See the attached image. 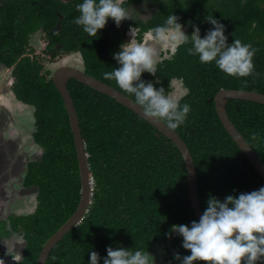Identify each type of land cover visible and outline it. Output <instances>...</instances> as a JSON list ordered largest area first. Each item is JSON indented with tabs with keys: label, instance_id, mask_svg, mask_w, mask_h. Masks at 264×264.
<instances>
[{
	"label": "trees",
	"instance_id": "1",
	"mask_svg": "<svg viewBox=\"0 0 264 264\" xmlns=\"http://www.w3.org/2000/svg\"><path fill=\"white\" fill-rule=\"evenodd\" d=\"M80 2L72 0L68 5L61 0H0V61L7 66L19 61L12 71L16 80L13 89L18 100L34 108L33 137L44 151L41 161L28 164L25 177L26 183L35 184L39 191L37 212L21 219L33 261L42 244L75 213L81 199V180L63 98L54 83L40 75L36 62L21 57L23 39L44 27L52 44H63L68 52H81L88 73L134 100L114 80L103 77L105 71L118 67L116 61L104 56V50L101 52L105 41L98 35L89 36L73 23L79 15L75 5ZM179 10L183 20L192 18L197 23L206 22L205 17L213 15L225 25L229 43L234 39L250 43L256 49L253 62L260 74L255 78H234L214 63L201 64L186 50L191 47L190 40L172 59L158 65L157 87L162 84L167 89L169 80L174 78L189 90L181 100L190 105L187 120L173 130L187 144L194 159L199 201L204 210L209 196L223 200L228 194L264 185L221 123L214 100L222 89L264 94V0H227L219 9L207 7L205 0H187ZM59 21L60 28L56 30ZM108 25L104 30L107 35L119 34L113 21H108ZM210 27L200 28L201 36ZM110 28L114 31H107ZM26 62H32V67H27ZM156 77L142 74L146 81H155ZM68 89L89 155L94 191L86 217L59 242L47 264H88L91 250L103 257L109 245L149 252L158 246L166 250L170 264H177L173 259L175 252L189 253L182 248L179 234L168 238L166 233L174 224L197 220L181 152L163 133L108 95L74 80ZM227 113L264 163V105L232 100ZM257 264H264V258Z\"/></svg>",
	"mask_w": 264,
	"mask_h": 264
},
{
	"label": "clouds",
	"instance_id": "2",
	"mask_svg": "<svg viewBox=\"0 0 264 264\" xmlns=\"http://www.w3.org/2000/svg\"><path fill=\"white\" fill-rule=\"evenodd\" d=\"M145 5L148 0H144ZM79 15L73 23L91 37H97L111 19L116 27L124 20H133L132 10L123 5L122 0H81L75 5ZM205 21L211 25L204 35L194 23L191 35L174 14H169L163 24L150 29L151 43H122L119 50L112 53L118 67L105 71L103 77L114 80L118 87L134 97L135 104L143 115L157 122L165 123L169 129H177L185 123L190 112L188 103H181L188 93L184 88L177 93L171 89L175 79L169 80L167 89L156 77L160 59L159 45L170 46L175 51L191 41L188 54L196 56L201 64H212L234 78L259 76L253 57L256 49L250 43L239 39L228 42L225 25L213 15ZM130 33L132 35V30ZM156 77L155 81L142 79L143 73ZM179 234L182 248L189 254H173L177 264H257L264 258V185L252 191L228 194L223 200L209 196L206 207L198 220L190 224H174L166 233L168 238ZM155 264L154 256L142 248L122 246L106 247V256L94 250L89 252L88 264ZM0 264L3 261L0 260Z\"/></svg>",
	"mask_w": 264,
	"mask_h": 264
},
{
	"label": "water",
	"instance_id": "3",
	"mask_svg": "<svg viewBox=\"0 0 264 264\" xmlns=\"http://www.w3.org/2000/svg\"><path fill=\"white\" fill-rule=\"evenodd\" d=\"M14 67V66H13ZM7 71H11L8 68H5ZM12 72V71H11ZM74 79L85 85L108 95L109 97L113 98L123 106L127 107L128 109L132 110L135 114L140 116L142 119L150 123L153 127L163 133L166 137H168L179 149L182 154V157L185 162L186 170H187V181H188V189H189V198L191 202V206L193 212L195 214L196 219H199V216L202 213V208L199 201V193H198V181H197V172L194 163V159L192 154L184 142V140L176 133L173 129H169L166 127L165 123L157 122L154 119H149L143 115V112L140 107H138L134 100L130 97L122 94L121 92L117 91L113 87L109 86L108 84L94 78L88 76L83 71L75 70L72 67H60L56 69L52 75V81L54 86L60 93L61 97L63 98L65 108L67 110L70 125L72 129V134L74 137V143L76 148V154L79 164V174L81 180V199L78 208L76 209L75 213L59 228V230L52 235V237L46 242L38 264H46L48 257L54 247L58 245L60 241L64 239V237L75 227H77L83 219L86 217L87 213L89 212L90 205L92 204V197H93V176L90 170V165L88 162V154L86 151V146L84 145L82 131L80 126V121L78 118V114L72 100L71 94L67 87V83L69 80ZM10 78H6L5 80V91L8 93H12L9 90ZM215 108L217 115L223 124L224 128L228 132V134L232 137L234 142L238 145L242 153L246 156V158L250 161L252 166L258 172L260 177L264 181V163L260 159V157L256 154L253 148L249 145L246 139L242 136V134L237 130L234 126L232 121L230 120L228 113H227V105L232 100H243L249 102H255L261 105H264V94L256 91H246L242 89H222L215 95ZM23 106V103H20ZM1 106H5L1 104ZM29 106V105H28ZM5 108H7L5 106ZM9 110V109H8ZM7 111V109H6ZM9 117L11 116V111L8 112ZM19 117V116H18ZM3 118V117H2ZM33 123L32 126L34 130H30L27 126V121L24 120L26 124L23 123L21 119L15 124L18 128H14L12 131L10 130L9 126L4 127L0 122V159L2 158L3 162H0V211L4 213L5 210L11 206L9 202L10 194L8 192L14 193L15 195H20V192L28 193V189L24 187V180L28 171V162L25 160V145L33 144L37 146L34 140V133L36 132L35 127V118L33 113ZM4 119V118H3ZM27 132L30 133V138L27 137ZM28 142H27V141ZM27 148H30L28 146ZM26 148V149H27ZM44 151L42 152V156ZM42 156L39 160L41 161ZM9 161V162H7ZM32 162V161H30ZM8 163V164H6ZM15 167H19L20 169H14ZM8 181L12 182L13 189H8ZM18 181V182H16ZM20 187V190H15ZM7 193V194H5ZM20 193V194H19ZM3 194V195H2ZM20 197V196H19ZM25 195L23 194V199H26Z\"/></svg>",
	"mask_w": 264,
	"mask_h": 264
},
{
	"label": "flooded vegetation",
	"instance_id": "4",
	"mask_svg": "<svg viewBox=\"0 0 264 264\" xmlns=\"http://www.w3.org/2000/svg\"><path fill=\"white\" fill-rule=\"evenodd\" d=\"M61 1L63 3L68 4L72 0H61ZM225 1L227 0H205V5L211 9H219L220 7H222ZM56 2H58V0H56ZM122 2L126 8L132 10L133 20L122 21L120 27H116V25H114V27H116L119 30V34L117 35L115 34L107 35V33H105L104 31L105 27L98 32V36L101 38V41H105V43H102V47H100V50L101 52L102 50H104V56L106 55L108 58H110V61H115L112 56V53L118 51L122 43L130 42L131 39L134 42L151 43L152 34L150 32V29L157 25L163 24L164 21L166 20L167 15H169L170 13L176 15L179 18V22L185 26L184 30L186 34L188 35H191V32H192V28L188 22L194 23L200 28L207 27V25H209L207 22H200V23L193 22L191 20L192 18L190 19L188 18L189 20H186V21L183 20L184 17L182 15V12L179 10V6L181 5L185 6L187 3V0H148V3L146 5L144 3V0H122ZM161 3L163 5H161ZM190 5L193 6L194 5L193 2ZM109 21H112V20L109 19ZM60 22L61 21L58 22V26L57 28H55L56 30L60 28ZM106 25H108V23ZM132 27L134 28L132 30V35H131L130 28ZM107 31H114V30L113 28H110ZM38 33L43 35L44 39L48 40L47 44L43 48V52L45 55L49 56L50 59L55 60L54 63H56V61L60 63L59 65H57V67H54L52 69H46L45 62L42 61L40 57H36L34 55L35 50L32 47L31 40L32 38H34L35 35H38ZM35 42L40 44L39 40L35 39ZM62 45L63 44H59V43L52 44L47 31L44 30V27H40L39 29H36L35 31H32L29 34H27L25 38L23 39V45H22L23 53L21 57L22 58L29 57L32 62H36L37 65L40 66V70H41L40 75H45L47 80L52 81V75L54 71L58 69L59 67L76 68V69H79L80 71H83L88 76L96 78L92 74L88 73L89 70L86 67V63H85L83 54L81 52L79 51L68 52L67 50L63 49ZM180 47H178L175 51H173L170 46L159 45L160 59H159L158 65L163 63L166 60L172 59V57L176 55ZM18 62H16L15 64H17ZM15 64H13L12 66H14ZM8 67H11V66L4 65L3 69L8 68ZM8 69L11 70V68H8ZM1 70L2 69H0V71ZM44 70L45 72H43ZM143 74H148V73L145 72ZM10 79H11L10 85L14 92L13 87H14V84L16 83V80L12 72H11ZM71 80H74V79H71ZM71 80H69L68 84L71 82ZM184 88H185L184 85L180 83V81L179 82L175 81V83L172 86V90L176 91L177 93H179L180 91L182 92ZM18 101L20 103H23L20 100ZM23 105L28 106L25 103H23ZM2 121H3V118H2ZM37 147H40V146L37 144ZM0 162L4 163L2 158L0 159ZM14 169L19 170L20 168L15 167ZM24 187L27 188L28 189L27 191L29 192L26 193L25 191L23 193L25 197L27 198L22 199V200H24V203L30 201L29 198L31 194L33 193L35 195V200H36L35 208L29 209V210L25 209L24 213H22L21 215H16V213L12 212L11 207H8V209L5 210L4 213L0 211V260L3 261V264H38L42 250L46 242L51 238L49 237L42 244L39 252L37 253V257L34 259V261L30 260V253H32V251L29 250L30 249L29 239L26 238V231L21 224V221H22L21 219L24 217L33 216L37 212L38 207H39V199H38L39 191H38V187L35 184H27L26 180L24 181ZM30 203L32 202L30 201ZM54 249L52 250V252L54 251ZM52 252L50 253L48 257V260L50 256L52 255ZM150 253L155 258V264H170L169 263L170 257L168 253L166 252V250H163L160 247L156 246L154 247L152 251H150ZM48 260H47V263H48Z\"/></svg>",
	"mask_w": 264,
	"mask_h": 264
},
{
	"label": "rangeland",
	"instance_id": "5",
	"mask_svg": "<svg viewBox=\"0 0 264 264\" xmlns=\"http://www.w3.org/2000/svg\"><path fill=\"white\" fill-rule=\"evenodd\" d=\"M34 38L36 40H39L40 44L35 42ZM34 38H32V40H31L32 47L35 50L34 55L36 57H40L41 60L45 62L46 69H52L54 67H57V65H59L60 63L58 61H56V63H54L55 60L50 59L49 56L45 55L43 52V48L47 44L48 40L44 39V36L39 34V33H38V35H35ZM68 62H70V61H68ZM25 64L29 68H31L33 65L32 62H30V63L26 62ZM29 68H27V69H29ZM43 72H45V70ZM7 77L8 78L11 77V71H9V70L7 71L6 69H2L0 71V122L2 123V125L4 127L9 126L10 130L12 131L14 128H18V126L15 124V122H18L19 119H21L23 121V123L26 124L24 122V120H26L27 123H29V124H27V126L29 127L30 130L33 131L34 128L32 126V123H33L32 117H33V113H34V108L31 106H26V105L22 106L20 103L17 102V99L14 97V95H12L11 93H8V91H5V88H4L5 83L4 82H5ZM1 104L5 105L7 108H5V106L2 107ZM6 109H7V111H6ZM9 111H11V113H12L10 117L8 114ZM2 117L4 118L3 121H2ZM30 136H31L30 133L27 132V137L30 138ZM28 146H30V148H27ZM24 149H25V155H26L25 160H27L29 162L39 160L42 156L43 150L41 147L34 146L33 144H28V145L26 144ZM12 182L8 181V184H7L8 189L9 190L11 189V191L13 189V185H11ZM16 182H18V181H16ZM15 190L21 191L20 187H18ZM8 193L10 194L9 202L11 203V206H9V207L12 208V212L16 213V215H21L22 213H24L25 209L29 210V209L35 208L36 200H35V195L33 193L31 194V196L29 198L32 203H30V201L24 203V200H22L23 199V192H20L21 193V194L19 193L20 195H18V193H17V195H15V197H13L14 193H12V195L10 192H8Z\"/></svg>",
	"mask_w": 264,
	"mask_h": 264
},
{
	"label": "bare ground",
	"instance_id": "6",
	"mask_svg": "<svg viewBox=\"0 0 264 264\" xmlns=\"http://www.w3.org/2000/svg\"><path fill=\"white\" fill-rule=\"evenodd\" d=\"M248 10V9H247ZM248 12V11H247ZM5 64L3 63V62H1L0 61V69H3V66H4ZM5 66H7V65H5ZM16 66V64L14 65V67ZM14 67L13 66H11V67H8V68H11V70H13L14 69ZM60 68V67H59ZM75 70H78V71H80L79 69H76V68H74ZM67 87H68V83H67ZM9 90L10 91H12V93H13V95H14V97L16 98V95H15V93L13 92V90H12V87H11V85L9 84ZM69 92H70V90H69ZM71 94V93H70ZM123 94V93H122ZM72 97V96H71ZM73 100V99H72ZM17 102L18 103H20L18 100H17ZM74 102V101H73ZM75 105V104H74ZM30 106V105H29ZM76 108V107H75ZM77 111V110H76ZM78 114V113H77ZM79 118V117H78ZM233 123V122H232ZM235 126V125H234ZM238 130V129H237ZM243 136V135H242ZM244 137V136H243ZM84 141V140H83ZM84 145H85V143H84ZM86 146V145H85ZM43 150V149H42ZM88 154V153H87ZM257 154V153H256ZM89 156V155H88ZM261 159V158H260ZM88 162H89V160H88ZM90 165V164H89ZM93 181H94V179H93ZM93 188H94V183H93ZM52 237V236H51Z\"/></svg>",
	"mask_w": 264,
	"mask_h": 264
}]
</instances>
